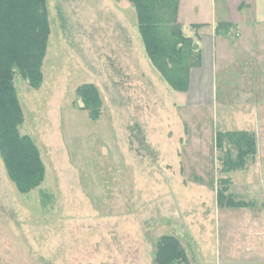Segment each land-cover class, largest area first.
I'll use <instances>...</instances> for the list:
<instances>
[{
  "label": "rangeland",
  "instance_id": "1",
  "mask_svg": "<svg viewBox=\"0 0 264 264\" xmlns=\"http://www.w3.org/2000/svg\"><path fill=\"white\" fill-rule=\"evenodd\" d=\"M48 6L44 83L35 90L16 78L21 133L38 146L46 176L22 193L0 155V264H155L163 236L179 238L190 264L200 263L197 237L216 208L242 228L246 211L230 214L218 192L264 209V54L255 50L237 67L230 59L216 100L210 94L209 102L189 104L151 64L129 0ZM85 84L100 91L98 121L77 96ZM235 131L255 133L258 154L229 175L223 159L237 150L226 141L218 149L217 134ZM260 243L236 250L239 261L259 260Z\"/></svg>",
  "mask_w": 264,
  "mask_h": 264
},
{
  "label": "trees",
  "instance_id": "2",
  "mask_svg": "<svg viewBox=\"0 0 264 264\" xmlns=\"http://www.w3.org/2000/svg\"><path fill=\"white\" fill-rule=\"evenodd\" d=\"M129 1L136 11L138 30L151 64L172 90L187 93L191 73L201 66L202 59L194 39L185 34L179 21L181 0ZM229 28L221 25L218 30ZM51 35L48 0H0V155L8 176L22 193L43 184L46 166L32 137L21 133L25 113L16 78H22L35 90L42 87ZM76 93L90 119H101L103 102L98 87L85 84ZM225 141L237 150V155L234 158L227 152L222 173L246 170L248 160L258 154L255 133L219 132L217 148L224 149ZM218 202L223 209H241L245 205L235 201L232 194L222 192H218ZM155 264H190L179 238H160Z\"/></svg>",
  "mask_w": 264,
  "mask_h": 264
},
{
  "label": "crops",
  "instance_id": "3",
  "mask_svg": "<svg viewBox=\"0 0 264 264\" xmlns=\"http://www.w3.org/2000/svg\"><path fill=\"white\" fill-rule=\"evenodd\" d=\"M179 21L185 34L194 39L202 59L201 66L191 73L189 91L178 95L189 104L209 102L210 94L216 100L215 82L225 84L226 80H223L220 72L224 67L226 69L229 61L231 64L230 59L235 58L237 67L244 56L251 55L255 50L260 51V55L264 54V0H181ZM221 25H229V31H219L218 27ZM243 29L249 34L247 40L243 39ZM237 38L242 41H237ZM254 42L257 46L255 48ZM260 68L264 70V61ZM263 207L264 205L261 208ZM259 208L249 206L245 209H229L230 214L233 211H246L241 229L231 215H222L220 218L216 208L213 219L206 221L197 237L199 241L196 254L200 263H196L194 259L191 264H264V254L259 260L253 261L255 258L252 257L249 261H239L236 251L244 245L252 246L259 239L262 241L259 247L264 252V209L259 212ZM256 211L262 215L261 220L254 216L257 215ZM245 234L246 242L238 241V235ZM253 249L250 248L245 253L250 254Z\"/></svg>",
  "mask_w": 264,
  "mask_h": 264
}]
</instances>
